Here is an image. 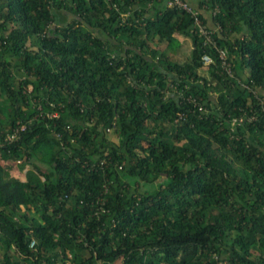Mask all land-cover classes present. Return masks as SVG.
<instances>
[{
  "label": "trees",
  "instance_id": "trees-1",
  "mask_svg": "<svg viewBox=\"0 0 264 264\" xmlns=\"http://www.w3.org/2000/svg\"><path fill=\"white\" fill-rule=\"evenodd\" d=\"M188 1L0 0V264H264V0Z\"/></svg>",
  "mask_w": 264,
  "mask_h": 264
},
{
  "label": "rangeland",
  "instance_id": "rangeland-1",
  "mask_svg": "<svg viewBox=\"0 0 264 264\" xmlns=\"http://www.w3.org/2000/svg\"><path fill=\"white\" fill-rule=\"evenodd\" d=\"M205 7V6H204ZM203 11L205 12V14L211 18L212 17V13L208 8H203ZM219 26H215V29H218ZM177 35L180 37L181 39V44L177 49H173L170 51V53L175 57L178 58L181 61H184L186 59H189L191 54H192V50H193V40L190 36H187L185 34H181V33H177ZM157 44H159L161 47H165L167 44L164 41H158ZM208 66H203L201 71H203L204 73L209 74L208 72ZM107 135L110 138H114V139H118V133L114 130L113 126H110L109 124L107 125V130H106ZM17 175L23 177L24 179L26 178V170H24L21 173H17ZM121 259H118L117 262H120Z\"/></svg>",
  "mask_w": 264,
  "mask_h": 264
},
{
  "label": "built area",
  "instance_id": "built-area-1",
  "mask_svg": "<svg viewBox=\"0 0 264 264\" xmlns=\"http://www.w3.org/2000/svg\"><path fill=\"white\" fill-rule=\"evenodd\" d=\"M168 3L169 5H178L180 7H183L189 11H191L195 16H196V21L197 23L201 24V19L198 15L199 13V9H196L194 8L191 3L188 1V0H168ZM201 30L203 33L207 34L209 37H210V33H209V30L205 27V26H201ZM227 50L225 49H222L221 50V57L223 58V62H224V65H225V68L232 73V68H231V65H230V62L227 60ZM203 58L206 62H209L212 60L211 56L208 54V53H205L203 55ZM256 92V91H255ZM262 103H263V106H264V99H262ZM237 119H235L234 121H236ZM26 127V124H22L19 128H17L15 131H13L9 137L10 139H14L15 137H18V135L20 134V130L19 129H24ZM105 160V159H104ZM35 242V240H32L31 241V245H33Z\"/></svg>",
  "mask_w": 264,
  "mask_h": 264
}]
</instances>
